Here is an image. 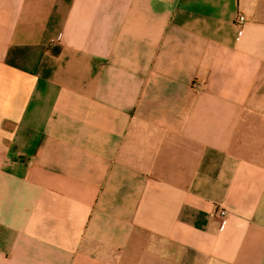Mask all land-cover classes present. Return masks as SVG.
Masks as SVG:
<instances>
[{"label":"crops","instance_id":"crops-1","mask_svg":"<svg viewBox=\"0 0 264 264\" xmlns=\"http://www.w3.org/2000/svg\"><path fill=\"white\" fill-rule=\"evenodd\" d=\"M0 264H264V0H0Z\"/></svg>","mask_w":264,"mask_h":264},{"label":"built area","instance_id":"built-area-1","mask_svg":"<svg viewBox=\"0 0 264 264\" xmlns=\"http://www.w3.org/2000/svg\"><path fill=\"white\" fill-rule=\"evenodd\" d=\"M244 16H239L240 20H244ZM214 215L218 216L220 219V227L223 228L226 225L228 212L223 207H217L214 211Z\"/></svg>","mask_w":264,"mask_h":264}]
</instances>
